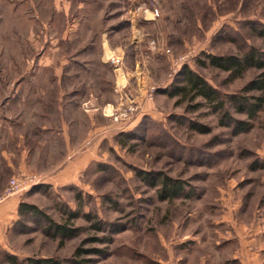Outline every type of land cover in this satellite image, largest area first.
I'll list each match as a JSON object with an SVG mask.
<instances>
[{
	"label": "rangeland",
	"instance_id": "obj_1",
	"mask_svg": "<svg viewBox=\"0 0 264 264\" xmlns=\"http://www.w3.org/2000/svg\"><path fill=\"white\" fill-rule=\"evenodd\" d=\"M260 32L264 0H0V97L22 84L47 106L34 123L63 116L75 141L97 145L75 183L39 177L15 194L74 236L16 207L0 214V264H225L264 226V107L235 135L205 101L164 91L187 67L225 100L243 95L260 71L236 77L208 57L261 51ZM109 104L138 108L116 122ZM18 173L0 178L7 187ZM166 179L179 194L166 193Z\"/></svg>",
	"mask_w": 264,
	"mask_h": 264
},
{
	"label": "crops",
	"instance_id": "obj_2",
	"mask_svg": "<svg viewBox=\"0 0 264 264\" xmlns=\"http://www.w3.org/2000/svg\"><path fill=\"white\" fill-rule=\"evenodd\" d=\"M29 92L19 84L9 96L0 97V176L28 172L43 177L46 184L75 183L96 159V143L82 142L80 136L75 141L73 129L66 125L63 116L55 123H34L31 112L44 111L47 106L33 104ZM56 108L63 113L62 104ZM1 179L0 193L7 185ZM20 203L15 195L7 198L0 206V214L7 216ZM247 235L233 255L225 256V264H231L230 259L237 264H264V226L251 229Z\"/></svg>",
	"mask_w": 264,
	"mask_h": 264
},
{
	"label": "trees",
	"instance_id": "obj_3",
	"mask_svg": "<svg viewBox=\"0 0 264 264\" xmlns=\"http://www.w3.org/2000/svg\"><path fill=\"white\" fill-rule=\"evenodd\" d=\"M259 35L264 39V32H260ZM209 65L221 69L222 71L229 72L231 75L240 77L248 69L254 68L260 71L257 78L251 80L242 90L243 95H231L228 96L229 100H225L220 92L211 86L207 80L199 74L197 71L190 68H183L178 75H176L174 81L165 89L164 94L171 99L178 98L177 103L180 102H194L197 99L205 101L214 113H222L223 117L220 121L222 126H231L234 124V134L250 130L252 127L251 121L256 119L259 112L264 107V44L263 49L251 48L250 51L244 54L243 57L237 56H209ZM201 66H205L202 62ZM252 92L258 93L250 94ZM230 103L233 106L235 112L246 115V120H234L231 117L230 110L227 109V105ZM203 103H197L193 108H198ZM200 131H204L199 129ZM171 179L165 180L166 193L169 196L177 195L180 192V187L174 184H170ZM170 191L172 193H170ZM18 215L21 217H27L28 215L42 216L50 224V228H53L55 235H61L66 238L74 236L72 230L67 229L64 225L54 223L46 213H44L36 205L22 201L18 208ZM29 264H61L54 259H38L28 260Z\"/></svg>",
	"mask_w": 264,
	"mask_h": 264
},
{
	"label": "built area",
	"instance_id": "obj_4",
	"mask_svg": "<svg viewBox=\"0 0 264 264\" xmlns=\"http://www.w3.org/2000/svg\"><path fill=\"white\" fill-rule=\"evenodd\" d=\"M184 60V59H180ZM107 112L105 115L114 119L116 122L129 121L134 113L137 111L134 105H112L109 104L107 107ZM40 182L39 176L36 174L28 172H20L9 180L8 186L6 187L4 193L0 196V204L7 198L14 196L15 194H20L23 191H27L34 185Z\"/></svg>",
	"mask_w": 264,
	"mask_h": 264
},
{
	"label": "bare ground",
	"instance_id": "obj_5",
	"mask_svg": "<svg viewBox=\"0 0 264 264\" xmlns=\"http://www.w3.org/2000/svg\"><path fill=\"white\" fill-rule=\"evenodd\" d=\"M106 56L108 57V58H112V56H113V53L111 52V50H109V48L107 47V49H106ZM123 78V77H122ZM123 81H124V79H123Z\"/></svg>",
	"mask_w": 264,
	"mask_h": 264
}]
</instances>
